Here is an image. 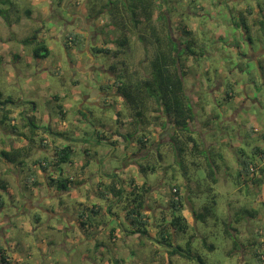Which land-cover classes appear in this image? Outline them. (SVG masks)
<instances>
[{"label":"rangeland","instance_id":"rangeland-1","mask_svg":"<svg viewBox=\"0 0 264 264\" xmlns=\"http://www.w3.org/2000/svg\"><path fill=\"white\" fill-rule=\"evenodd\" d=\"M13 1L23 22L9 26L2 20L4 16L0 15V54H3V49L19 54L12 57V61L0 55L3 60L0 61V93L3 99H21L24 104L35 101L39 112L32 115L42 128L32 141L27 126L22 125L24 120L21 117L25 111L21 116L14 115L18 118V129L24 136L19 134L18 137L13 131L10 133L17 144L22 140L27 142L24 150L19 152L23 154L18 156V159H22L21 165L13 162L8 172H15L20 167V183L15 181L14 175L5 178L9 179L12 192L20 198V202L11 204L7 193H2L6 204L0 212V220H5V213L28 206L26 198L33 199L28 189L31 186L34 187L32 190L38 191L33 204H37V201L40 203L28 206L27 210L42 215L43 224L38 225L30 219L35 228L31 231L21 225L3 227L1 225L4 223L0 222V244L7 249L12 264L15 261L19 264H109V259L112 263L118 257L124 259L119 264H200L198 256L205 264H241L245 259L249 264H264L253 255L245 258V255H249L247 252L242 255L240 249L234 250L233 239L224 234L225 220L236 228L233 233L241 243H251L255 237L263 239L264 253V233L259 236L251 231L258 226L264 227V192L252 189L242 178L237 180L239 155L245 153V157L252 158L260 165L264 161L260 157L262 150H253L255 146L262 148L264 139L258 132L251 131L257 126L264 131V52L261 53L264 48V24H254L256 15L248 13L249 7H256L257 4L264 10V0H152V20L150 23L144 22L142 16L138 28H135L122 6L124 0H120L121 8L116 16L108 8L98 13L108 0H67L65 9L74 13L75 18L60 5L61 0H43L39 3ZM65 2L63 0V4ZM28 7L36 12L34 17L25 13L24 9ZM85 15L93 17L94 25L90 27V33L87 29L90 20ZM259 18L263 19L264 14H260ZM115 22L118 24L114 25ZM149 24L155 27L162 40L166 41L171 34L174 40L183 43L180 44L181 48L187 41H193V48L198 52L205 49V52L202 51L204 55L197 58L189 56L184 63L187 91L192 103L197 106L191 130L199 145L195 148L192 142H186V154L182 161L177 155L180 145L176 141L181 144L185 134L175 128L171 116L162 115V121L168 119L165 128L155 122L153 102L147 106L146 122L138 124L133 110L118 93L117 87L108 89L106 95L99 99L101 105L85 100L93 94L91 86L95 80L104 83L109 78H120L123 82L136 84L150 75L158 44ZM184 25L189 33L183 32ZM36 30H39L38 35L42 33V38L51 49L48 57L36 58L31 47L21 42L20 37L31 35ZM69 32L78 33L81 37L77 43L71 41V49L67 50L64 41ZM94 34V40L87 45V40ZM124 35L128 37V44L120 47L116 40ZM92 45L108 47L113 52L92 54ZM4 54L10 57L9 53ZM90 61L103 71L93 69L87 79H82V69ZM242 67H245V71H241ZM220 85H233L236 97L224 99L225 95L218 91ZM195 88L198 89L195 92L198 98L194 97ZM248 94L258 100L247 102ZM58 102L67 110L65 117L58 113ZM205 107L206 113L203 115ZM47 126L63 136L57 137L45 131ZM98 132L105 137L100 143L97 142ZM120 133L127 135V138ZM142 134L147 137L145 147H141L138 141ZM42 138L46 141H41ZM11 139L2 145L9 146L10 150L4 151L12 153L14 146ZM105 142H113L116 148L109 147ZM65 143L72 145L73 163L58 166L52 162L44 170L34 162L43 157L52 160L55 147ZM86 149L90 156L86 155ZM206 156L210 157L216 168V182L208 175ZM87 160H90V164L86 172L80 175L81 164ZM148 163L152 166L157 163V170L141 173L139 166ZM5 166L6 161L1 158L0 169L3 170ZM34 169L44 173L39 176L34 173L33 177ZM62 170L64 176L72 175V190L70 193L59 192L61 196L54 195L55 191H51L47 184L48 177L59 175ZM113 174L119 175L127 192L131 190L130 178L133 176H136V184L146 182L145 186L149 187L146 197L151 208L148 206L146 213L150 216V236H127L128 233L117 230L118 237L110 241L105 231L84 234L77 223L70 224L66 217L50 214L52 210L60 208L73 212L76 219L80 209L98 203L101 205L100 216L107 223L105 228L114 226L118 220L108 209L109 205H116L117 202L112 197H98L96 188L101 184V189H104L103 185L110 183ZM24 177L28 180L34 178L37 183L26 184ZM175 185L181 187L185 204L183 213L192 225L190 231L179 235L175 242L187 245L186 241L193 234L194 238L186 248L195 257L181 254L170 256L165 244L149 238L158 235L157 219L167 211L165 208ZM50 192L51 196L48 195ZM214 194L217 205L211 208L212 216L205 222L195 219L193 209L201 210V205L212 200ZM41 195L48 197L41 199ZM59 197L63 199L61 202ZM120 209L116 207L113 210L122 219L124 211ZM242 209L254 211L257 215L240 214ZM24 221L29 223L28 216ZM204 238L215 248L207 247ZM98 241H103V245L96 249L95 243ZM114 244L119 250L115 251ZM103 255L105 260L101 259Z\"/></svg>","mask_w":264,"mask_h":264},{"label":"trees","instance_id":"trees-1","mask_svg":"<svg viewBox=\"0 0 264 264\" xmlns=\"http://www.w3.org/2000/svg\"><path fill=\"white\" fill-rule=\"evenodd\" d=\"M122 1V0H121ZM125 4H122L124 8L127 10V13L131 17V21L135 28H138L140 26V23H142L141 17L143 16L144 22L150 23L152 20L153 15V2L152 0H124ZM63 0H61L60 5H62ZM68 1L66 0L65 4H63L64 7H66ZM107 5L105 7H102V9L99 12H102L105 10V8L110 9L111 14L114 16L118 15L121 5L120 0H108V2H105ZM15 3L13 0H0V15L4 16L5 21L10 26L12 23L18 22L20 17V11L15 9ZM250 8V7H249ZM25 13L27 15L32 14L31 8L24 9ZM18 15V16H17ZM17 16V18H15ZM261 24H264V18L263 20H260ZM118 23L115 22L114 25H117ZM148 27H151L154 30V37L157 41V51L155 54V58L151 62V73L150 75L145 78L143 81L138 82L136 84H130L127 82H123L120 78L111 79L109 78L107 81L102 83V87L104 89H110L112 87H117V91L119 94L122 95L127 105L130 106V108L133 110L134 119L140 123H145L146 118L145 112L147 110V106L149 102H153L155 104L154 112H156V115H154L155 122H158L163 128L166 127V124L168 122V119L166 118L164 121L161 120L162 115H168L171 116L173 119L174 126L177 130L183 132L185 135V138L180 141H176L179 148V153L177 155L180 157L179 160L182 161L183 155H185V143L186 142H192L193 147L197 148L199 143L197 140V137L194 135V133L191 130V124L195 120L196 117V110L195 106L191 101V97L187 91L186 82H185V75L186 70L184 69V63L186 59L189 56L193 57H199V55H204V50H200L199 52L193 48V41H187L184 44V47H180V44L183 45L180 41L174 40V38L169 34L167 36V40H162L160 34L155 29L154 26H151L149 24ZM170 28V26H169ZM170 31L172 33V30L170 28ZM39 30H36V32H33L31 35H28L24 38H22V43L24 45L30 46L33 55L36 58H43L48 57L51 53V49L49 45L47 44L46 40L44 38H40L38 35ZM183 32L189 33L187 27L184 25ZM81 35L78 33L69 32L66 35L64 44L67 50L71 49L70 42H78L80 40L79 38ZM116 42L120 47L125 46L128 44V37L124 35L120 39H117ZM93 51V52H92ZM91 52L93 54H100V53H106L109 54L112 51V49L108 47H101V46H91ZM261 68H263V65H260ZM241 71H245V67L241 68ZM76 81V80H75ZM236 82V81H235ZM227 86V85H226ZM226 97L224 99L227 100V98H231L233 96H229V91L233 90V85H228L226 87ZM55 98H58V95H55ZM15 100L12 98H6L3 99L2 93H0V126L4 130H8L9 132L13 131L16 132V136L19 137V134H22L24 136L23 132H20L18 129V125L12 124L13 120L15 119V116L12 114V108L11 105L8 106V104L13 103ZM36 106V104L34 105ZM58 113L61 117H65L66 111L63 107V104L58 102L57 103ZM118 114H120V111H118ZM167 116V117H168ZM23 121L22 125L28 126L30 131L29 134L30 139L34 141L33 137L36 136L38 125L34 121L28 118L26 119L25 116L22 115ZM117 120H119L117 118ZM150 122V121H149ZM6 124H9V128L5 126ZM253 132H258L257 128H252ZM52 133L54 131H51ZM120 132V131H118ZM98 143L100 141L104 140V136L98 132ZM55 135H61L59 132H56ZM120 135H123L120 133ZM124 138H127V135H123ZM129 135L128 137H130ZM264 136V135H263ZM32 137V138H31ZM29 138V137H28ZM264 138V137H263ZM13 142V146L15 147L17 144V141L13 138L11 139ZM14 140V141H13ZM41 141H44L45 139H40ZM138 141L141 144V147H145L147 144V137L142 134L138 137ZM244 141V140H243ZM43 145H45L43 143ZM261 148H258L255 146L253 150H258ZM20 150H24V147ZM16 149L12 150V153L9 151H2L3 156L5 159L9 162H16L17 164L21 165V160L18 159V156L21 154ZM262 150V149H261ZM54 157L52 156V160H49L46 157L38 158L36 159V163H39L40 166L47 170L48 166L52 162H54L56 165L61 164H67L72 163L73 159L71 158V152L73 151L71 143H65L63 146L55 147L54 150ZM203 154V153H201ZM261 154V153H260ZM86 155L90 156L89 151L86 149ZM158 155L161 156L160 153ZM204 155V154H203ZM261 157V155H260ZM210 157L206 156V168L208 170V175L211 178L213 182L217 181L216 178V168L212 163V160L209 159ZM262 159H264V154L262 153ZM88 159V158H87ZM177 161V160H176ZM238 175L237 180L239 181L240 178H242V181H246V179H250L253 181V183H259L262 178L260 176H257L259 173L262 175L264 173V166H261L257 162L253 161L250 157H245V153L243 155H239L238 157ZM35 163V164H36ZM90 164V160H87L83 163L81 170L85 171L88 165ZM183 168V166H181ZM158 168V164L156 163L154 166L148 163V165H140L139 171L141 173L146 174L148 171H156ZM31 169V168H30ZM33 177L35 176L34 172L31 174ZM119 175L113 174L111 175V181L108 184L103 185L104 189H101V184L97 185V192L98 197L104 198V199H112L117 202L116 205L112 203L109 205L108 211L112 215H116V218L118 220V223L114 226H109V228H105V225L107 224L102 216H100L101 213V205L98 203H93L92 205H89L86 209H80L77 212L76 222L78 224V227L81 229L84 234L89 233H95L97 230H101L102 232H107L109 240L117 238V230H121L123 233H128V235L132 234H140V236L149 234V225H150V216L147 215L146 210L148 208L147 204V197L146 194L149 192V187L145 186L144 183L142 185L136 184V176H133L130 178V185L131 190L129 192L125 191V187L123 182L118 177ZM47 184L48 186H55L59 191H69L70 185L73 182L72 178L69 174L66 176L63 175V170L60 172L59 175L48 177ZM27 182H35L33 180L26 179ZM212 189V188H211ZM216 194L212 196V200L208 202H204L201 205V210L197 211L196 209H193L192 213L195 217V219L200 221H206L211 214V208L214 205H217V199H215ZM3 201L0 198V206H2ZM87 207V206H86ZM116 207H121V209L124 211V216L121 219L119 214L115 212L113 209ZM149 208H151L149 206ZM185 208L184 204V198L182 196L181 187L179 185H175L174 189L172 190V197L170 198L167 207V211H164L163 215L160 216L157 222V226L159 227L157 230L158 235H155L154 237H149L152 239L151 241L157 240L158 242H162L165 244V247L167 248L166 251L170 256L181 254L186 255L190 257H195V254L187 249L186 247H189L190 242L194 238V235L191 234L188 238L187 245H183L181 243H176L175 239L178 238L179 235L183 236L184 234H187L191 229V223L188 220V218L184 215L183 209ZM120 209V210H121ZM169 212V214H168ZM240 214H246L251 217H255L254 211H249L248 209H242ZM239 215V214H238ZM240 216L237 217L239 219ZM41 217L39 215L34 217L35 222H39ZM154 222V221H153ZM152 222V223H153ZM225 229L224 234L227 237H230L233 239L234 244V250L240 249L243 253L246 254L249 253L248 256H244L245 258L253 255L258 261H264V253L263 251V239H258L255 237V239L251 243H241L235 234L233 233V230L235 231L236 228L232 227V225L224 220ZM258 226V225H257ZM264 227L258 226L256 229L251 230L252 233H258L259 236L264 233ZM232 229V230H231ZM90 237V235H88ZM117 236V237H116ZM95 237V235H94ZM160 239V240H159ZM185 242V243H186ZM205 245L211 249L215 248L214 244H208V241L206 238H204ZM107 241L105 242V244ZM116 244V243H115ZM113 246L115 248L114 250L117 251L118 247ZM103 245V241H98L95 243L96 249ZM108 245V244H107ZM94 247V248H95ZM104 247V246H103ZM170 249V250H169ZM233 249L231 252H233ZM248 251H246V250ZM119 250V249H118ZM239 251V250H238ZM120 252V251H119ZM252 254H251V253ZM1 261L4 264H8L10 261H7V256L5 254V250H1ZM100 256V255H99ZM101 259L105 260L104 255L101 256ZM198 260H200V264H205L204 260L198 256ZM109 264H119L120 262H123V258H116L112 261L109 259ZM241 264H249L246 259L244 262H240Z\"/></svg>","mask_w":264,"mask_h":264},{"label":"crops","instance_id":"crops-1","mask_svg":"<svg viewBox=\"0 0 264 264\" xmlns=\"http://www.w3.org/2000/svg\"><path fill=\"white\" fill-rule=\"evenodd\" d=\"M19 1H24V0H19ZM28 1H34V2H36V3H39V2H41V1H43V0H28ZM27 1V2H28ZM61 2V1H60ZM62 6H63V3H62ZM28 8H31V7H28ZM249 14L250 15H252V16H255L256 15V19H254V24H257L258 22H260V18H259V15L260 14H264V10H263V7L261 8L258 4H257V6L255 7L254 5H252L249 9ZM67 11V10H66ZM68 12V11H67ZM70 14H72V13H70V12H68V15H70ZM33 17L36 15V12L32 9V14H31ZM18 16V15H17ZM17 16H15V18H17ZM85 17H87L88 18V20H90V22H89V25H90V27L94 24V22H93V17H91V16H89V15H85ZM3 18V17H2ZM66 18V17H65ZM62 19V18H61ZM4 22H5V19H2ZM263 20V19H262ZM20 21V19L18 20V22ZM20 22H23V19H21V21ZM261 23V22H260ZM234 25L236 26V24L234 23ZM239 26V25H238ZM237 26V27H238ZM39 36L40 37H42V33L41 34H39ZM22 38L23 37H20V39L22 40ZM22 42V41H21ZM4 52H6V53H9V55H10V57L9 56H6L5 54H4ZM264 52V48L262 49V51H261V53H263ZM1 53H3V54H0L1 56H5V59L7 60V61H12V57H15V55H18L19 53L18 52H13V51H10L9 52V50L8 49H3V51L1 52ZM20 53H22V51H20ZM0 56V57H1ZM10 58H11V60H10ZM0 61H3V60H1L0 59ZM237 67V66H236ZM223 84V83H222ZM198 89H196L195 88V91H194V93L197 91ZM226 87H224L223 85L221 86L220 85V87H218V91L219 92H222L225 96H224V98L226 97ZM211 92H213V89H212V91ZM198 93V92H197ZM67 94H65V95H60L61 97L62 96H66ZM253 95V94H252ZM52 96H54V95H52ZM229 96H233V97H231V98H235L236 97V95H235V90H230L229 91ZM195 98H198V94H196L195 93V96H194ZM252 97V98H251ZM194 98V99H195ZM231 98H227V99H231ZM247 102H249V100H251L252 102H256L258 99L257 98H254L253 96H249V94H248V97H247ZM16 101H22L21 99H19V100H16ZM23 102V101H22ZM29 103L30 102H32V100H30V101H28ZM24 103V102H23ZM28 104V103H27ZM36 103H35V101H33V105H35ZM35 107V106H34ZM195 107H197L196 105H195ZM207 107V106H206ZM206 107H205V111L203 112V115L206 113ZM38 108H37V105H36V108H35V111L33 112V114H36L37 112H39L38 110H37ZM65 111H67L66 109H65ZM50 119H51V116H50ZM49 123V122H48ZM255 129L257 128V130H258V133L261 135V139H264L263 137V135H264V131L261 129V128H259L258 126L257 127H254ZM0 130H2V133L0 134L2 137L0 138V149L3 151V150H10V148H9V146L7 147L6 145L5 146H3L2 145V143H6V142H8V140H9V138H13V135H11V133L8 131V130H4L1 126H0ZM45 130V129H44ZM53 135H55V134H53ZM59 135H57V137H58ZM62 137V136H61ZM240 137H242V136H240ZM44 141H46V140H44ZM25 142H27V140H22V142H20V143H18V144H16V146L14 147V149H16L17 151H19L20 149L19 148H23V147H25ZM262 151H261V157H262V153L264 154V145H262ZM3 154L2 153H0V159L1 158H4V160L6 161V166H5V168L2 170V169H0V198H1V200L3 201V204H2V206H0V212L2 213V209L4 208V206H5V200H4V198H3V196H2V193H7V195H8V198H10V202H11V204H14V203H19L20 202V198H18L17 196H15V194L12 192V188H13V186L12 185H10L9 184V179H7V178H5V177H10V174H11V176L12 175H14V177H15V181L16 182H18V184L20 183V180H21V169H20V167H18L17 168V170L14 172V171H12L10 174H8V172H9V168L11 167V165H13V162H9V161H7L6 159H5V157H3L2 156ZM35 161V160H34ZM73 163V162H72ZM82 165L83 164H81V167H82ZM264 166V161L262 162V164H261V166ZM81 167H80V171H79V174L81 175V173H85L86 172V170L85 171H82L81 170ZM238 170V169H237ZM32 172H34L35 174H36V176H39V174L40 173H44L43 171H41L40 169H37V170H35L34 169V171H32ZM53 173H54V171H53ZM57 173V171L55 172V174ZM238 173V172H237ZM44 176H45V174H44ZM72 176V175H71ZM257 176H260V178H262L261 179V181L259 182V183H253V181L252 180H250V179H246V184H248V185H250V187L252 188V189H254V190H257L258 192H264V173L261 175V174H258ZM35 177V176H34ZM34 179V178H33ZM23 180H25V182H27V180H26V178L24 177V179ZM35 180V179H34ZM29 183H31V182H27L26 184H29ZM34 187H31V186H29L28 187V189H30V192H31V194H32V198L33 199H30V198H26V201L28 202L27 203V205L28 206H34V205H37L38 203H40L39 201H37V204H33V201H34V199H35V197L37 196V194H38V191H34V190H32ZM49 188L51 189V191H55L54 193V195H59V196H61V193H59V192H64V191H59L55 186H49ZM72 189H70L69 191H65L66 193H70V191H71ZM49 196H51L52 195V193L50 192V194H48ZM43 197H48L47 195H41V199H43ZM59 199H60V202H61V200H63L61 197H59ZM48 202V201H47ZM22 205V204H21ZM21 205H19V206H21ZM28 206H26V207H24L23 209H17L16 208V210H15V212H8V213H5V220H0V222L1 223H4L3 225H1V226H5V227H13L14 225H21V227L22 228H25L26 230H29V229H31V231H34L35 230V228H34V226H33V224H32V222L30 221V219H32L33 220V222L34 223H37L38 225L39 224H43V222H42V219H40V221L39 222H35L34 221V217L35 216H37V215H39L38 213H29L28 212V210H27V207ZM69 213H68V212ZM67 211H64V210H60V208H58V210H52L51 212L52 213H50V214H52L53 216H55V215H58V214H60V216L61 217H66L67 218V220H69L70 221V224H72V222H74V224H75V218L73 217L74 215L72 214L73 212H71L70 210H67ZM26 216H28V218H29V223H26V221H24V218L26 217ZM41 218H42V215H39ZM71 217H73L72 219H71ZM0 239H1V233H0ZM1 242V241H0ZM1 250H5V254H6V256H7V261H10L8 264H12V258H11V256H10V254L7 252V249L6 248H4L3 247V245H1L0 244V251ZM0 261H1V253H0ZM1 263H2V261H1ZM2 264H4V263H2ZM15 264H19V262L18 261H15Z\"/></svg>","mask_w":264,"mask_h":264},{"label":"flooded vegetation","instance_id":"flooded-vegetation-1","mask_svg":"<svg viewBox=\"0 0 264 264\" xmlns=\"http://www.w3.org/2000/svg\"><path fill=\"white\" fill-rule=\"evenodd\" d=\"M62 6V5H61ZM64 7V6H63ZM64 9H65V7H64ZM66 10V9H65ZM78 15V14H77ZM72 16H74V13L72 14ZM74 18H75V16H74ZM77 18H80V17H77ZM94 25V24H93ZM87 29H88V33H90V26H87ZM95 34H96V32H95ZM95 34L94 35H92V36H90V39H88V41L90 42V41H93L94 40V38H93V36H95ZM89 45V44H88ZM94 46V45H93ZM91 52V51H90ZM93 54V53H92ZM89 59V58H88ZM88 59H86L85 61H84V63L88 60ZM74 68V67H73ZM93 69H99L100 71H103V69L101 68V67H97L96 65H93V63H91V61L90 62H87L85 65H84V67H83V76L84 77H82V79L83 78H85L86 77V79L89 77V75L92 73V70ZM105 74V73H104ZM82 82V80L80 81V83ZM91 88L93 89V94H90V95H88L86 98H85V100L86 101H88V100H91V103L93 104V103H96V104H98V105H101V103L99 102L100 100L99 99H101V98H103L105 95H106V93H107V91L108 90H106V89H104L103 87H102V83L101 82H99L98 80H95L94 82H93V86H91ZM103 96V97H102ZM29 103V102H28ZM9 105H12L11 106V108H12V114L13 115H16V114H20V116L23 114V111H25L24 112V115L23 116H25L26 117V119L28 120V118L29 119H31L32 121H34L35 123H36V120L34 119V117H33V112L35 111V108H36V106L34 107V105H33V102H30L29 104H24L22 101H14L13 103H11V104H8V106ZM20 111H19V110ZM22 118V117H21ZM17 117H15V119L13 120V122H12V124H16L17 125ZM25 122V121H24ZM36 125H38L37 123H36ZM49 126V125H48ZM45 127L44 129H45V131H49L50 133H52L51 131H54L52 134H55L56 133V131L54 130V129H51L50 127ZM27 128H28V131L27 132H29V127L27 126ZM40 128H42L40 125H38V129H37V133H38V130L40 129ZM47 129V130H46ZM59 136H63V135H59ZM105 144H107L109 147H112V146H115V148H116V145L113 143V142H105ZM22 154V153H21ZM23 155V154H22ZM98 173H99V171H98ZM102 175H104V174H102ZM108 177H110V175L108 176ZM77 222H76V219H75V224H76Z\"/></svg>","mask_w":264,"mask_h":264},{"label":"water","instance_id":"water-1","mask_svg":"<svg viewBox=\"0 0 264 264\" xmlns=\"http://www.w3.org/2000/svg\"><path fill=\"white\" fill-rule=\"evenodd\" d=\"M89 44V41L87 40V45Z\"/></svg>","mask_w":264,"mask_h":264},{"label":"clouds","instance_id":"clouds-1","mask_svg":"<svg viewBox=\"0 0 264 264\" xmlns=\"http://www.w3.org/2000/svg\"><path fill=\"white\" fill-rule=\"evenodd\" d=\"M26 37V36H25ZM24 38V37H23ZM40 38H42V37H40ZM23 44V43H22Z\"/></svg>","mask_w":264,"mask_h":264}]
</instances>
